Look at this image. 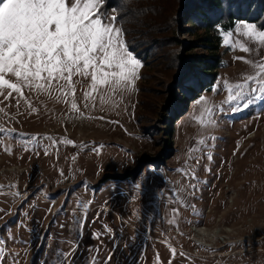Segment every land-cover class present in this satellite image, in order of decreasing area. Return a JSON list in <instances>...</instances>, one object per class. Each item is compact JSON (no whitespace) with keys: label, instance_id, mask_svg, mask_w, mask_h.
I'll return each mask as SVG.
<instances>
[{"label":"rangeland","instance_id":"374dc122","mask_svg":"<svg viewBox=\"0 0 264 264\" xmlns=\"http://www.w3.org/2000/svg\"><path fill=\"white\" fill-rule=\"evenodd\" d=\"M148 15L123 31L134 86L85 99L90 78L76 76L74 94L0 95V264H264V100L244 107L260 85L227 102L264 61L241 34L264 17L224 31L175 5ZM193 225L234 242L199 246Z\"/></svg>","mask_w":264,"mask_h":264},{"label":"snow or ice","instance_id":"6c2138e0","mask_svg":"<svg viewBox=\"0 0 264 264\" xmlns=\"http://www.w3.org/2000/svg\"><path fill=\"white\" fill-rule=\"evenodd\" d=\"M104 3L105 0H0V95L8 90L5 99L13 93L23 97L24 89L49 95L58 89L66 95L65 87L74 94L76 76L90 78L91 91L85 92V99L94 98L92 93L105 88L115 92L134 86L142 64L129 51L123 30L116 26V17L107 22L100 11ZM241 34L264 46V31L254 25L243 24ZM230 36L228 33L226 43ZM239 46L249 51L243 44ZM253 67L257 69L255 75L233 86L240 91L233 94V87L229 88L228 103L244 99L243 89L249 80L260 85L261 95L248 99L244 107L254 100H264V61ZM72 108L76 110L77 105L73 103Z\"/></svg>","mask_w":264,"mask_h":264},{"label":"trees","instance_id":"16d2710c","mask_svg":"<svg viewBox=\"0 0 264 264\" xmlns=\"http://www.w3.org/2000/svg\"><path fill=\"white\" fill-rule=\"evenodd\" d=\"M174 5L180 16H187L188 22L192 24L199 22L205 29L220 24L224 31H231L240 20L249 19L257 22L264 17V0H105L102 7L105 12L109 8L120 10L116 17L121 22L125 35L128 36L138 17L150 20L148 14L155 12L156 15L162 16ZM148 24L156 31L162 26L156 18ZM127 40L132 50L137 51L138 47L131 43L130 39ZM206 65L205 70H209V64ZM182 75L183 77L186 75V68L182 70ZM195 82H200V79Z\"/></svg>","mask_w":264,"mask_h":264},{"label":"built area","instance_id":"2783aa9c","mask_svg":"<svg viewBox=\"0 0 264 264\" xmlns=\"http://www.w3.org/2000/svg\"><path fill=\"white\" fill-rule=\"evenodd\" d=\"M207 229H212V228H209V227H206V226H200V225L191 226V228H190L191 237L194 240V242H196L197 245L203 246V247L220 248V247H225V246H227V244H230V243L234 242V240L232 238H230L229 234H223V237L218 238L214 242L201 241L200 239H197V237H194L196 232L200 233L201 231L207 230ZM199 230H200V232H199ZM262 239H264V237ZM219 241H221V244H222L220 246L217 245V243ZM195 250H198V249L196 248Z\"/></svg>","mask_w":264,"mask_h":264},{"label":"bare ground","instance_id":"6f19581e","mask_svg":"<svg viewBox=\"0 0 264 264\" xmlns=\"http://www.w3.org/2000/svg\"><path fill=\"white\" fill-rule=\"evenodd\" d=\"M13 169H18V167H14ZM108 211H110V209ZM221 231L222 230L219 227L214 230L207 229L201 232L199 230L200 233L196 232L197 235L195 234L194 237H197V239H200L201 241L214 242L217 238L222 237Z\"/></svg>","mask_w":264,"mask_h":264}]
</instances>
